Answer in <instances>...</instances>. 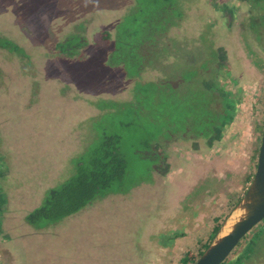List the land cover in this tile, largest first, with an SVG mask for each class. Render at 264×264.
Wrapping results in <instances>:
<instances>
[{"label":"rangeland","instance_id":"374dc122","mask_svg":"<svg viewBox=\"0 0 264 264\" xmlns=\"http://www.w3.org/2000/svg\"><path fill=\"white\" fill-rule=\"evenodd\" d=\"M213 3L235 13L231 26ZM0 44V264L196 262L257 169L264 0H0ZM215 48L226 52L223 88L238 89L240 107L226 137L208 148L193 129L222 119L220 98L201 85L206 61L217 66ZM160 130L176 133L159 141L164 174L135 153ZM117 132L130 161L126 191L31 225L49 192ZM258 247L251 264H264V242Z\"/></svg>","mask_w":264,"mask_h":264},{"label":"trees","instance_id":"16d2710c","mask_svg":"<svg viewBox=\"0 0 264 264\" xmlns=\"http://www.w3.org/2000/svg\"><path fill=\"white\" fill-rule=\"evenodd\" d=\"M61 49L66 50L63 46ZM138 151L140 150H136L135 153L143 158ZM126 152L127 149L123 147L119 132L103 136L90 156L89 162L79 165L76 176L62 187L51 190L43 205L28 217V222L36 227L56 223L67 216L80 212L98 198L126 191L121 182L125 175L127 177V168L130 165ZM251 179L252 176L249 178V182ZM118 184H120L119 187H117ZM218 231L219 228L214 230L215 236ZM208 247L209 245L206 248ZM183 262L184 264L194 263L195 259L186 257Z\"/></svg>","mask_w":264,"mask_h":264},{"label":"flooded vegetation","instance_id":"af4514ba","mask_svg":"<svg viewBox=\"0 0 264 264\" xmlns=\"http://www.w3.org/2000/svg\"><path fill=\"white\" fill-rule=\"evenodd\" d=\"M137 6V5H136ZM214 8H216L220 11L223 12V18L225 20H227V28L229 26H231L232 22L234 20H236L235 18V13L233 14L230 11V8L226 7V6H222V5H217L216 3H213ZM230 13H229V12ZM169 45V44H168ZM143 48V47H142ZM167 48L170 50L171 49V44L170 46H167ZM216 52H214L216 54L215 59L217 58V66L216 68H208V64L210 61L212 60H207L206 64H205V68L204 70H206V72L203 74V79L201 80V85L202 87L209 93H211L215 98H220V102H219V107L220 109L218 110V112H220L221 116V120H217L218 118L211 120L210 121V125L207 127L206 125L204 126V131L205 132H201V129H198L197 131L195 129H193V131L195 133L198 134V136L200 137V139H202L201 141L207 144L208 148H212L213 145L217 142H220L224 139L225 133L227 131V129L230 127L231 121H233L234 116L236 114H238L239 112V100H238V94L237 91L238 89H236L235 87H230L228 89H224L223 85L226 84L227 82V72L225 69H223V66L228 65V59H227V55L226 52L224 50H222L221 48H215ZM214 55V54H213ZM211 55V56H213ZM224 58V59H223ZM215 61V60H214ZM149 61H147L145 63V65L140 68L141 71L137 74V75H141L142 74V70L144 68L149 67ZM207 65V67H206ZM203 70V71H204ZM197 72L195 71V74ZM128 74L130 75V73L128 72ZM194 74V76H195ZM194 79V77L192 78ZM197 80L198 82H200V80L198 79H194ZM169 86L173 87V89L175 88V91L179 92V87L174 85V84H170ZM178 87V88H177ZM221 104V105H220ZM216 108V106H215ZM188 131L191 130L190 128H186ZM186 131V130H185ZM208 133L207 136H204L205 133ZM168 135V136H167ZM176 135L175 132H173L172 130H167L166 131V137H164L162 135V131L160 130L158 132V134H156L155 139L153 141L150 142L148 148L146 150L143 151H138L139 154H142L143 158H149V156H154L153 158H149V160L152 162L151 167L161 173L163 171V174L165 172H170L169 171V164L165 163L166 162V158H162L161 156V152H158L157 150H159L160 147V139H164L167 138L172 139L174 138V136ZM167 140V142H169ZM195 144H199L198 142H196ZM161 159H163V161H161ZM161 161V162H160ZM159 163H162L160 165H163V169H161L158 165ZM264 224V223H263ZM261 225V224H260ZM258 225L257 227H255L254 229L258 228L259 230L257 232H255L252 236V238H249V241L246 245V248H244V251H242L237 257L236 260L234 262H230L231 264H251V262H254L256 260V258H258L257 255V251L260 250L261 248L258 247L259 243H263L264 242V226H260ZM260 227V228H259ZM251 233V232H250ZM247 237V236H246ZM245 237V238H246Z\"/></svg>","mask_w":264,"mask_h":264},{"label":"water","instance_id":"95a60500","mask_svg":"<svg viewBox=\"0 0 264 264\" xmlns=\"http://www.w3.org/2000/svg\"><path fill=\"white\" fill-rule=\"evenodd\" d=\"M264 220V129L258 165L249 188L225 226L195 264H223L240 242Z\"/></svg>","mask_w":264,"mask_h":264}]
</instances>
